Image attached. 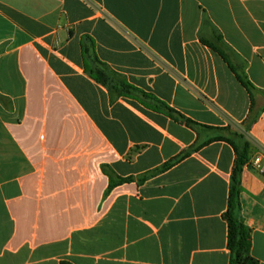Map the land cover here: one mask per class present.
Listing matches in <instances>:
<instances>
[{
  "label": "crops",
  "instance_id": "obj_1",
  "mask_svg": "<svg viewBox=\"0 0 264 264\" xmlns=\"http://www.w3.org/2000/svg\"><path fill=\"white\" fill-rule=\"evenodd\" d=\"M246 144L264 155V0H0V264H230Z\"/></svg>",
  "mask_w": 264,
  "mask_h": 264
},
{
  "label": "trees",
  "instance_id": "obj_2",
  "mask_svg": "<svg viewBox=\"0 0 264 264\" xmlns=\"http://www.w3.org/2000/svg\"><path fill=\"white\" fill-rule=\"evenodd\" d=\"M244 85L250 89V85L244 82ZM191 125V122H187ZM246 144L243 152L236 148L237 160L232 174V185L229 195L228 210L225 214V220L228 223V249L231 254L230 264H258L251 255V232L246 227L241 218V176L243 167L247 163ZM172 162L166 164L162 170H168L172 167ZM111 185L110 189L130 180H114L110 175Z\"/></svg>",
  "mask_w": 264,
  "mask_h": 264
},
{
  "label": "built area",
  "instance_id": "obj_3",
  "mask_svg": "<svg viewBox=\"0 0 264 264\" xmlns=\"http://www.w3.org/2000/svg\"><path fill=\"white\" fill-rule=\"evenodd\" d=\"M247 166L264 177V155L255 156L247 163Z\"/></svg>",
  "mask_w": 264,
  "mask_h": 264
}]
</instances>
